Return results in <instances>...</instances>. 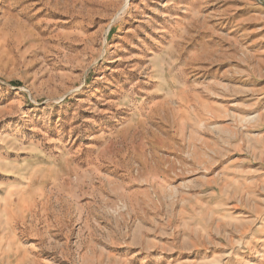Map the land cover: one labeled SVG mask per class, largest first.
Returning a JSON list of instances; mask_svg holds the SVG:
<instances>
[{
  "label": "rangeland",
  "instance_id": "rangeland-1",
  "mask_svg": "<svg viewBox=\"0 0 264 264\" xmlns=\"http://www.w3.org/2000/svg\"><path fill=\"white\" fill-rule=\"evenodd\" d=\"M0 264H264V0H0Z\"/></svg>",
  "mask_w": 264,
  "mask_h": 264
}]
</instances>
